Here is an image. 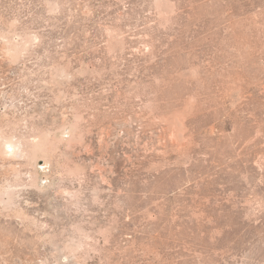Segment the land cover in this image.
<instances>
[{
  "label": "rangeland",
  "instance_id": "1",
  "mask_svg": "<svg viewBox=\"0 0 264 264\" xmlns=\"http://www.w3.org/2000/svg\"><path fill=\"white\" fill-rule=\"evenodd\" d=\"M0 264H264V0H0Z\"/></svg>",
  "mask_w": 264,
  "mask_h": 264
},
{
  "label": "bare ground",
  "instance_id": "2",
  "mask_svg": "<svg viewBox=\"0 0 264 264\" xmlns=\"http://www.w3.org/2000/svg\"><path fill=\"white\" fill-rule=\"evenodd\" d=\"M30 151V150H29Z\"/></svg>",
  "mask_w": 264,
  "mask_h": 264
}]
</instances>
